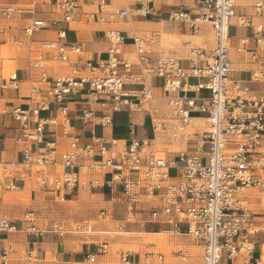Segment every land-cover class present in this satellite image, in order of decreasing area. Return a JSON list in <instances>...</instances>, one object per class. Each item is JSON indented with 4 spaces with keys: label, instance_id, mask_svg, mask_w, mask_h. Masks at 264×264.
<instances>
[{
    "label": "built area",
    "instance_id": "2783aa9c",
    "mask_svg": "<svg viewBox=\"0 0 264 264\" xmlns=\"http://www.w3.org/2000/svg\"><path fill=\"white\" fill-rule=\"evenodd\" d=\"M187 1L204 11L193 15L186 7L177 8L170 12V18L188 22L194 30L209 23L215 37L209 55L202 48H192L190 67L172 54L155 57L151 49L154 38L133 36V48L127 49L126 36L114 28L106 30L110 45L108 56L98 63L83 60V49L78 43L44 41L39 49H34L30 62L33 73L29 80L32 104L12 105L6 110L18 123L16 141L22 160L17 164L26 170L55 166L57 172L38 171L37 177L43 187H54L56 196L61 199H65L67 191L107 186L114 192V201L125 203L127 222L153 220L164 226L162 231L173 236H190L201 244L203 254L199 264H264V259L255 255L252 239L258 231L259 218L264 228V213L249 206L248 193L255 188L264 192V96L252 97L249 86L231 76L230 27L236 16V1ZM152 2L142 0L134 9H110L109 0H55L66 22H74L81 16L101 22L129 16L146 17L151 12ZM253 9L257 17H262L264 0H256ZM0 11L7 19L31 15V22L24 29L28 36L50 26L49 21L36 15V5H5ZM240 18L244 26L255 25L253 36L263 42L264 23L254 24L248 17ZM60 37H65L63 31ZM51 59L67 63L71 73L54 75ZM201 60L206 62L204 66L199 65ZM13 75L12 79L16 80ZM191 76L202 80L188 84L186 79ZM155 77L160 79L164 97L172 108V120L158 116V94L151 81ZM252 78L264 82V68L254 70ZM128 85L138 88H128ZM85 89L92 99L109 108V113L102 117L104 124L112 123V113L134 104L149 106L155 114L154 138L135 136L123 149L117 150L112 148L119 143L116 138L94 134L83 137L65 132L70 136V147L61 150L57 140L46 138V125L53 117H46L42 112L55 106L67 123L72 95ZM191 89L209 90L208 102L199 104L195 96L182 93ZM194 110L208 113L207 129L201 130L195 123L191 115ZM81 112L85 122L95 116L90 107ZM160 138L194 143L170 158L164 151L152 147L153 141ZM83 170L102 176L82 181ZM12 177L9 163L0 160V198L4 192L17 188L14 181H6ZM144 203L150 207L142 206ZM111 213L112 210L102 208L97 219H105ZM140 214L147 218L138 219ZM21 226L8 218H0L3 231L23 229L37 235L56 233L60 236L89 235L94 231L89 222L75 220L68 225L60 218L36 210L25 213ZM111 233L106 232V238ZM109 243L108 239L98 243V252L106 253ZM188 253L182 249L175 252L183 259ZM88 257L91 261L96 259L94 255ZM132 257L130 251L122 253L125 263H130ZM0 258L3 264H8L7 249ZM144 262L163 264L164 254L149 250L145 252Z\"/></svg>",
    "mask_w": 264,
    "mask_h": 264
},
{
    "label": "crops",
    "instance_id": "0c3cea01",
    "mask_svg": "<svg viewBox=\"0 0 264 264\" xmlns=\"http://www.w3.org/2000/svg\"><path fill=\"white\" fill-rule=\"evenodd\" d=\"M141 1L142 0H109L110 9L123 7L134 9L139 6ZM235 1L237 6L236 16L233 17L230 27L231 76L234 79H240L246 83L250 88V95L257 98L264 96V82L254 81L252 74L254 70H257L260 67L264 68V41L258 42L253 36L255 25L252 27L244 26L241 24L240 17H248L255 24L264 23V15L262 17H257L255 15L253 6L256 0ZM5 5L14 7L36 5V15L44 18L50 23L49 27L36 31L33 36H28L24 29L30 24L31 15L27 14L22 19L17 17L7 19L0 11V160L9 163L10 168H12L13 177L7 178L6 181H14L17 185L16 190L27 191L28 181L35 180L38 182L36 178L38 171H44L49 174L57 172V168L52 165L46 166L44 170L39 169L40 167L35 170L36 166L33 167V170H26L17 164L22 160V154L18 152L20 145H18L16 141L18 123L13 118L12 114L6 111L12 105L29 106L32 104L33 100L30 98L31 90L29 80L33 70L31 69L30 62L32 60V55L34 54L33 50L39 49L42 46V42L65 41L68 43H78L83 49V60L98 63L106 59L108 56L110 45L105 34L106 30L111 28L120 29L126 36L127 49L133 48L131 44L133 36L141 35L148 38H154V42L151 43V46L154 44L155 50L152 51L155 57L161 54H172L179 57L182 60L183 65L186 67H190L191 64L190 57L192 48H202L206 51V54L209 55L215 45V37L214 40L210 38V32L213 31V29L209 23H204L198 30H194L188 22L174 21L170 18V12L177 8L186 7L193 15H198L204 11L203 8H198L194 6L191 1L187 0H153L151 3V12L146 17L129 16L116 21L105 22L90 20L84 16L77 18L74 22H66L62 18V14L58 10L55 0H0V9ZM88 8L95 9L93 6H88ZM62 31L65 34L64 38L60 37V32ZM145 34H150V36ZM163 34L168 40L167 48L163 47L161 43ZM193 36L201 37L200 41L204 46H192L194 44L192 43ZM10 43L19 44L21 47L20 50L14 49ZM253 55H255V57ZM73 56L74 55H72V57ZM6 61L12 62L13 65H15L14 69L10 71L8 76L4 74ZM52 61L55 60L51 59V62ZM205 64L206 62L204 60L199 62L200 66H204ZM50 68L52 73L57 76L68 75L71 73L70 67L67 63L63 64L60 62L57 64H51ZM13 74L16 75V80L12 79L14 76ZM200 80L202 79L196 76H191L186 79L187 83L191 85L198 83ZM151 81L155 87L156 93L160 91V89L163 91L159 78L155 77ZM86 87H88V85H86ZM127 87L132 89L138 88L137 85H128ZM182 93L195 96L199 104L207 103L210 95V92L207 89H202L198 92L191 89L190 91H182ZM158 99L164 100L165 104L168 106V109L166 110L159 106L158 116L162 118H168V114L172 116V108L168 105L164 95L160 96ZM161 103L158 102L157 106L159 104L161 105ZM68 106L67 123L63 121L62 114L55 106H52L50 110L42 112L46 117H53V120L46 125L45 136L47 139L57 140L61 150H68L70 147V136L66 135L65 132L79 134L83 137H89L94 134L105 136L107 139L116 138L119 143L118 145L112 146V148L117 150L123 149L135 136L143 139H153L156 134L153 128V118H155V114L151 108L147 107V105L139 107L134 104L132 107H127L122 111L112 113L113 121L111 124H104L102 119L104 114L109 113V108L101 102L92 99L86 89L72 95ZM85 107L92 108L95 113V116L87 122L82 119L81 112ZM191 115L194 120H200L206 119L208 113L202 110H194ZM193 143L194 141L185 142V150ZM179 148L180 146L174 145V150ZM158 150L164 151L162 149ZM175 155L176 154L173 156ZM173 156L169 157L171 158ZM82 174L83 178L86 180L95 176H102V174L98 172H85L84 170L82 171ZM41 189L48 194L46 197L53 202L59 204L73 200L78 202L79 207H75V210L74 208L72 209L75 212L82 210V212H84L81 214L82 217H72V219H66L67 222L61 214L48 212V210L45 211L43 208L34 207L28 210H36L42 214L60 218L68 225H71L75 219L84 221V216H86L91 210V205L89 203H84L83 205L79 203L82 200L84 191L95 195H102L103 200L108 203V205H104L97 210L95 219H97V214L100 209L107 208L111 210V207L114 204V199H116H113L114 192L107 186H100L90 190L80 188L73 191H67L65 199L56 196V190L51 185L45 187L41 185ZM256 191L257 190L254 191V194H256ZM6 192H4V194ZM252 192H250V197H252ZM31 193L33 197L39 196L35 189H32ZM4 194L0 198V218H8L9 220L16 222L20 227L22 224V218L28 210L23 211V206L5 201ZM255 200L256 198L253 197V201ZM143 205L149 204L144 203ZM79 214L80 213H78V215ZM93 226L95 230L96 226ZM145 228L150 231L147 232V237L142 241L146 244L153 241L164 240L166 237L172 236L164 233L162 231L164 226L153 220L145 221ZM101 231L102 234H105V238L101 241L108 239L111 243V236L106 238V232L112 230L103 229ZM91 235L92 234L82 235L75 233H69L64 236H60L56 233L37 235L24 231L23 229L15 231L0 230V254H2L5 249L8 250V264H91L89 263L91 261L88 257L89 255H94L96 258L95 261L98 258L104 259L108 255V251L106 253L98 252V243L101 241H89L86 239ZM177 237L183 240V242H181L182 247L172 251L171 255L181 258L175 254V252L182 249L189 252L184 260L194 257L195 255L188 242L190 239L183 236ZM252 239L254 241V237ZM192 240L203 248V246L196 240L193 238ZM170 242L169 246L172 244L174 245L172 241ZM155 245L156 244L153 243L152 247H156ZM157 251L164 254L165 262L163 264H174L172 262H167L168 257L165 252L160 250ZM257 251L258 249L256 247L255 254ZM123 252L124 251L120 254V259L123 264H141L143 262L141 255H133V261L125 263L122 259ZM257 257H261L260 251H258ZM1 264L3 263L1 262ZM177 264L199 263L187 262Z\"/></svg>",
    "mask_w": 264,
    "mask_h": 264
},
{
    "label": "rangeland",
    "instance_id": "374dc122",
    "mask_svg": "<svg viewBox=\"0 0 264 264\" xmlns=\"http://www.w3.org/2000/svg\"><path fill=\"white\" fill-rule=\"evenodd\" d=\"M133 17V16H132ZM150 36V34H145ZM210 38L214 40L213 36V31L210 32ZM201 37L198 36H193L192 37V43H194L192 46H204L201 41ZM162 46L167 48L168 46V40L165 37V35H162ZM11 46L14 49H19L20 46L19 44L16 43H10ZM152 50H155L154 44L151 46ZM60 62L57 61H52L51 64H57ZM15 65H13L12 62L6 61L5 62V68H4V74L9 75L10 71L14 69ZM158 98L160 96L164 95V92L160 89V91L157 92ZM158 102H162L161 105L158 104ZM157 107H163L165 110L168 109V106L165 104L164 100L157 99L156 102ZM150 108L149 106H147ZM169 120H172L171 115H167ZM195 123L201 128V130H205L208 128V123L207 119H200V120H195ZM164 141V142H163ZM174 145L180 146L179 149L174 150ZM153 148L156 149H162L165 151V154L169 156H173L174 154H177L179 151L185 150V142L179 141V140H174L171 138H160L159 140H156L152 144ZM39 167L36 166L35 170H37ZM176 170H173L172 173L175 174ZM32 189H35V191L38 192L37 197L32 196ZM257 191L254 194V189L252 192V197H250L249 201V206L253 208L254 211H257L259 213H264V192L262 190H259L255 188ZM252 191V190H251ZM48 194L44 192L41 189V184H39L37 181H28V187L27 191H22V190H9L4 194V199L7 202L11 203H16L20 206H23V211L28 210L30 208L38 207V208H43L45 211L48 210V212L52 213H59L62 216H64V220L67 221L66 219H72V217H79L81 218V214L84 213L82 210L75 212V207L78 208V202L76 201H69L67 203L59 204L56 202L51 201L48 199L46 196ZM253 197L256 198L255 201H253ZM262 200L260 203L259 201ZM81 205L84 203H89L91 205V210L89 213L84 216L85 217V222H89L92 225H95V230L92 232V238L91 236L87 237L89 241H101L103 238H105V234H102L103 229H110L112 230V233L110 234L111 236V243L108 247V252L107 256L104 259H97L96 261H90L89 263L91 264H123L122 260L120 259L121 252L124 251H130L133 253V255H141L142 256V263L141 264H146L144 262V255L146 251L149 250H160L166 253L168 259L167 262H172L174 264L177 263H187V262H192V263H200L202 261V253H203V248L199 246L198 244L194 243L192 238L189 236H183V237H188L190 239L189 244L191 245L190 248L192 249L193 254L195 255L192 258L189 259H182V258H177L175 256L171 255L172 251H175L179 249L181 246V242L183 240L177 236H168L164 240L160 241H153L148 244L143 243L142 241L147 237V232H150L148 229L145 228V220H143L140 223H130L126 221L127 214H128V209L125 205L124 202L121 201H114L113 206L111 207L112 213L105 219H95V214L97 210L104 205H108V203L103 200L102 195H95L91 194L87 191L83 192V197L82 200L79 202ZM144 207H149V205H143ZM74 208V210L72 209ZM77 211V209H76ZM78 213H80L78 215ZM92 213V214H90ZM91 215V216H90ZM138 219L141 217L147 218L145 215H138ZM76 220V219H75ZM64 221V222H65ZM71 221V220H70ZM68 222V221H67ZM72 222V221H71ZM69 222V223H71ZM119 225H123V228H120ZM258 231L255 234L254 241L255 245L261 253V257L264 259V228L262 225V218H259V226L256 228ZM150 238V237H149ZM150 240V239H149ZM172 241L173 244L169 246ZM153 243H155L156 247H152ZM258 251L255 254L256 256L258 255ZM133 259V258H132ZM133 261V260H132ZM1 259H0V264H1Z\"/></svg>",
    "mask_w": 264,
    "mask_h": 264
},
{
    "label": "bare ground",
    "instance_id": "6f19581e",
    "mask_svg": "<svg viewBox=\"0 0 264 264\" xmlns=\"http://www.w3.org/2000/svg\"><path fill=\"white\" fill-rule=\"evenodd\" d=\"M109 8H110V5H109ZM63 64H66V63H63ZM70 70H71V67H70ZM164 152H165V151H164ZM164 154H165V153H164ZM36 178H37L38 182L41 183V182L39 181V179H38L37 176H36ZM81 179H82V181H83V180H86V179H84V178H82V177H81ZM16 189H17V188H16ZM16 189H15V190H16ZM251 190L253 191V189H251ZM251 190H250V191H251ZM255 190H256V189H254V191H255ZM250 191H248V193H250ZM252 191H251V192H252ZM163 232H164V231H163ZM164 233H166V232H164ZM166 234L170 235L169 233H166ZM263 246H264V245H263Z\"/></svg>",
    "mask_w": 264,
    "mask_h": 264
}]
</instances>
